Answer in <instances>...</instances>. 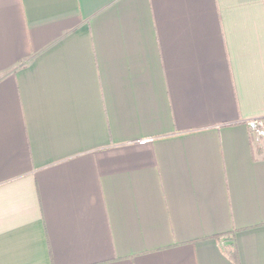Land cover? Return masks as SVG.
Segmentation results:
<instances>
[{"label":"crops","instance_id":"1","mask_svg":"<svg viewBox=\"0 0 264 264\" xmlns=\"http://www.w3.org/2000/svg\"><path fill=\"white\" fill-rule=\"evenodd\" d=\"M264 0H0V264H264Z\"/></svg>","mask_w":264,"mask_h":264},{"label":"built area","instance_id":"2","mask_svg":"<svg viewBox=\"0 0 264 264\" xmlns=\"http://www.w3.org/2000/svg\"><path fill=\"white\" fill-rule=\"evenodd\" d=\"M249 131L259 140H264V119L252 118L246 123Z\"/></svg>","mask_w":264,"mask_h":264},{"label":"trees","instance_id":"3","mask_svg":"<svg viewBox=\"0 0 264 264\" xmlns=\"http://www.w3.org/2000/svg\"><path fill=\"white\" fill-rule=\"evenodd\" d=\"M231 244L230 249H228L225 253L229 256V258L232 260L233 264H239L236 248L233 242V236L230 238Z\"/></svg>","mask_w":264,"mask_h":264}]
</instances>
